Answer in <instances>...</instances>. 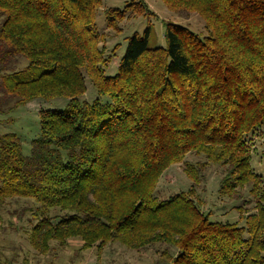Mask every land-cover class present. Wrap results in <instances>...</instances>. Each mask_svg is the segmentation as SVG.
<instances>
[{"label":"trees","instance_id":"16d2710c","mask_svg":"<svg viewBox=\"0 0 264 264\" xmlns=\"http://www.w3.org/2000/svg\"><path fill=\"white\" fill-rule=\"evenodd\" d=\"M163 2L197 12L206 32L167 22L166 44H151L148 24L126 37L107 73L118 44L106 52L109 35L96 23L103 0H0L1 96L12 106L66 98L39 110L29 153L17 134L0 132V205L36 203L26 237L42 254L53 240L79 238L98 252L110 242L166 243L170 264H264V174L251 150L256 135L264 139V0ZM154 14L130 0L106 8L104 20L117 35L124 20ZM87 78L91 101L80 99ZM175 163L192 184L159 198ZM212 166L237 221L203 208L198 189Z\"/></svg>","mask_w":264,"mask_h":264},{"label":"rangeland","instance_id":"374dc122","mask_svg":"<svg viewBox=\"0 0 264 264\" xmlns=\"http://www.w3.org/2000/svg\"><path fill=\"white\" fill-rule=\"evenodd\" d=\"M129 1L103 0L102 6L97 11V26L109 35L108 39H105L106 52L110 54L113 46L118 44L108 64L107 73H113L116 70L127 46L126 37L134 31L143 33L148 24L152 26L151 44H166L164 32L167 22L186 25L200 34L206 32L204 20L197 12L185 11L179 14L170 10L163 0H145L155 14L149 15V20L145 16L124 20L123 29L116 35L113 30L106 27L104 10L109 7L121 8ZM96 95L95 88L87 78V91L80 99L91 101ZM9 98L2 97L0 94V132L17 134L22 141L23 152L26 154L30 152L32 139L38 134L40 128L39 110L43 107L61 108L66 98L47 100L38 97L13 106ZM263 141L261 134L256 135L251 147L252 165L261 174H264ZM189 155L187 154L184 160L193 161L194 158ZM215 167L212 166L209 169L207 180L203 183L204 185L202 184L204 192L200 188L202 185L198 189L204 198L203 208L209 211L214 219L237 221L240 216L233 206L235 202L218 194L220 175ZM191 184L192 181L181 163H175L163 172L156 193L159 198H167L173 193L188 189ZM35 206V202L25 198H10L0 205V264H170V256L175 253L173 247L162 242L140 249L128 248L119 242H110L101 247L98 252L96 246L84 249L83 241L79 238H69L63 245L53 240L49 252L38 253L26 237L27 230L33 222H30V219ZM239 222L243 223V220Z\"/></svg>","mask_w":264,"mask_h":264}]
</instances>
